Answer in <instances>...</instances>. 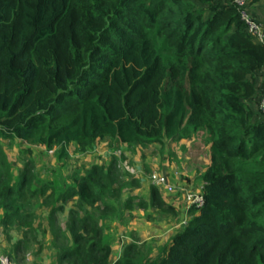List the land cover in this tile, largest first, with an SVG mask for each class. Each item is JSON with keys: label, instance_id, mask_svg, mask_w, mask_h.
Listing matches in <instances>:
<instances>
[{"label": "trees", "instance_id": "trees-1", "mask_svg": "<svg viewBox=\"0 0 264 264\" xmlns=\"http://www.w3.org/2000/svg\"><path fill=\"white\" fill-rule=\"evenodd\" d=\"M233 1L0 0L1 139L64 160L72 145L87 153L110 139L123 154L206 134L204 206L156 259L131 244L113 264H264V44ZM2 158L0 224L10 232L22 228L24 189L34 197L48 185L28 171L7 177ZM107 171L94 166L52 197L93 207L115 196ZM157 191L163 213L176 214ZM72 211L81 231L63 236L57 262L112 264L99 221Z\"/></svg>", "mask_w": 264, "mask_h": 264}, {"label": "rangeland", "instance_id": "rangeland-1", "mask_svg": "<svg viewBox=\"0 0 264 264\" xmlns=\"http://www.w3.org/2000/svg\"><path fill=\"white\" fill-rule=\"evenodd\" d=\"M260 82L262 94L264 80ZM109 144L110 139L98 141L94 151L87 153L79 152V147L72 145L68 158L60 160L55 150L48 151L41 145H32L17 139L0 138V172L4 171L2 157H5L7 177L9 174L17 181L28 171L48 185L45 194L34 197H30L24 189L23 200L20 201L23 215L22 218L17 217V220L22 219L21 229L6 232L0 224L1 264H59L58 246L66 244L63 236L70 229L81 231L79 225L73 221L78 214L72 210L79 212L81 216L92 213L103 228L106 238L109 236L112 239L114 235L110 232L111 224L108 219L105 223L103 220L107 215L111 217L118 213L114 202L123 203L122 206L126 209L128 205L137 214L136 222L132 225L124 220L125 217L121 218L120 222L124 225H119L118 238L125 239L128 236L125 229L131 226L134 235L139 238L134 244L142 249L143 254L154 259L159 256L161 248L168 243L171 236L183 228L181 223L185 213H163L151 192L153 180L160 175L168 178L175 189L173 195L163 188H158L157 195L163 202H170V199L175 198L185 210L187 219L191 220L193 215L188 214L185 193L203 188L202 174L210 165L206 134L193 133L191 137L168 141L163 146L137 144L133 150L126 151L127 154L123 151L120 156L113 154ZM94 166L103 167L107 172L112 171L114 197H106L104 201L100 199L93 207L82 206L76 199L65 202L52 197L54 190L57 193L65 192L76 175L81 177ZM52 184L54 189H50ZM134 190H138V193ZM61 205L66 209L64 212L59 211ZM117 206L120 207L119 204ZM135 213L131 212V216L134 217ZM169 217H172L171 220L166 221ZM17 220L15 221L18 222ZM30 224H35V227H30ZM22 239L25 243H19L15 249Z\"/></svg>", "mask_w": 264, "mask_h": 264}, {"label": "crops", "instance_id": "crops-1", "mask_svg": "<svg viewBox=\"0 0 264 264\" xmlns=\"http://www.w3.org/2000/svg\"><path fill=\"white\" fill-rule=\"evenodd\" d=\"M252 2L253 3L250 6V10H251L252 14L254 15V17L264 27V0H252ZM126 151H128V150L124 149V152L127 154ZM131 192H133V191H131ZM134 192L138 193V190L137 191L134 190ZM171 195H173V194H171ZM166 203L170 204L174 208L176 213H178L179 215H182L181 213H185L184 216H186L185 210L181 206L180 202L175 200V198L170 199V202L166 201ZM117 204H119L120 207H118ZM122 204L123 203H120V202H118V203L114 202L113 205H115L117 207L118 213L116 215H114V216H111V217H110V215H107V216H105L107 218L103 220V223H105L107 219L109 220L108 222H109V224H111V226L109 225L110 232H112L113 235H114L112 239H110L109 236L107 237L108 238L107 241L110 240L109 242L112 244V248H113V255H112V258H111V260H112L111 263L112 264L115 263L119 257L120 258L122 257V255H123V251H122L123 247H126L128 245L134 244V243H136L137 240H139V238H137L134 235L131 226L125 229V232L128 234V236L125 239L118 238V237H120V236H118V234H120L119 225H121V224L124 225L123 223L120 222L121 218L125 217L124 220L127 221V223L129 225H132L133 223H135L136 222L135 218H137L136 217L137 214L135 213L136 211H134V212L131 211L129 209L128 205H127V209H126L124 206H122ZM179 209H181V211H179ZM131 212L135 213L134 217L131 216ZM171 218L172 217H169L166 221L171 220ZM160 221H162V220H160ZM122 244H123V246H122Z\"/></svg>", "mask_w": 264, "mask_h": 264}, {"label": "built area", "instance_id": "built-area-1", "mask_svg": "<svg viewBox=\"0 0 264 264\" xmlns=\"http://www.w3.org/2000/svg\"><path fill=\"white\" fill-rule=\"evenodd\" d=\"M234 7L240 16V19L247 27V31L260 44H264V27L263 25L254 17L249 9V0H234ZM259 108L264 112V87L260 98ZM122 153L120 151L116 152L115 155L120 156ZM153 185L158 188H163L166 192L173 194L175 191L174 186L169 182L165 175L155 176L153 180ZM203 189L200 190H188L185 193V198L187 201L188 212L192 207L201 208L204 206L205 200L203 195ZM187 214L182 221L181 225L185 227L187 225Z\"/></svg>", "mask_w": 264, "mask_h": 264}, {"label": "clouds", "instance_id": "clouds-1", "mask_svg": "<svg viewBox=\"0 0 264 264\" xmlns=\"http://www.w3.org/2000/svg\"><path fill=\"white\" fill-rule=\"evenodd\" d=\"M249 9H250V7H249ZM251 11V10H250ZM252 13V12H251ZM114 155H115V153H113ZM116 156V155H115ZM204 186V185H203ZM120 258V257H119ZM119 258L117 259V260H119Z\"/></svg>", "mask_w": 264, "mask_h": 264}]
</instances>
